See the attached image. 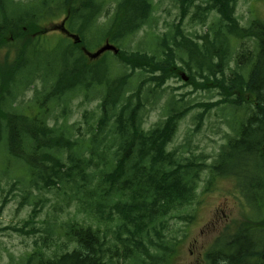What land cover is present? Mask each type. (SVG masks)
Masks as SVG:
<instances>
[{
	"label": "trees",
	"instance_id": "1",
	"mask_svg": "<svg viewBox=\"0 0 264 264\" xmlns=\"http://www.w3.org/2000/svg\"><path fill=\"white\" fill-rule=\"evenodd\" d=\"M7 1L0 0V48L11 40L21 48L0 62V147L16 173L28 172L18 211L25 206H32V210L20 225L1 227L0 233H42L21 264H160L152 249L164 247L166 224L162 219L196 200L201 174L206 170L212 176L234 178L264 213L263 20L242 26L236 15L238 0H176L180 9L179 22L174 25L177 47L166 35L160 37L156 42L160 58L152 53L155 45L146 39L132 51L122 46L144 26L152 21L155 24L154 0H119L112 12L103 0H33L35 6L24 11L18 9L23 0H10L12 9ZM48 3L60 6L48 23L63 16L70 31L81 36V43L64 36L53 49L44 47L42 41L54 31L46 27ZM192 7L193 19L201 23L211 14L218 15L207 32L194 37L183 28ZM101 15L107 21L99 25ZM96 29L104 36L101 46L109 40L119 47L114 59L106 58L107 52L94 60L84 53L86 39L98 37ZM240 40L251 44L238 46ZM40 54L57 57L59 66L43 74ZM116 59L124 67L114 68L110 62ZM182 72L188 80L177 89L192 86L216 99L185 105L174 97L166 117L145 131L144 86L150 94L155 93L172 78L182 80ZM135 78L140 83L131 87ZM37 81H41V89ZM32 86L36 92L31 110L36 112L30 115L20 97ZM79 92L88 99L93 95L100 98V114L94 122L84 117L89 138L76 136L74 125L67 123L72 97L68 98ZM60 103L65 104L61 107L63 125L57 126L58 121L47 124L48 115ZM193 109H199L195 131L202 129L213 109L231 118L243 112L241 124L226 137L212 164L207 163L205 154L182 157L179 147L169 148L180 121ZM228 109L234 110L232 114ZM233 123L231 119L230 125ZM17 163L25 167L17 168ZM9 170L7 166L6 174ZM16 186L13 183L7 191L1 190L0 225ZM52 189L66 190L64 201L78 206L77 212L84 217L67 222L63 233L52 220L44 229L37 227L48 200L43 193ZM70 189L72 193L66 198ZM111 220L119 227L113 236L108 234ZM103 222L105 229L100 228ZM233 226H227L216 240L208 254L209 262L264 264V217L246 218ZM149 229L155 231L158 240L147 245L144 238ZM62 235L66 241L60 243ZM249 235H256L254 243Z\"/></svg>",
	"mask_w": 264,
	"mask_h": 264
},
{
	"label": "rangeland",
	"instance_id": "2",
	"mask_svg": "<svg viewBox=\"0 0 264 264\" xmlns=\"http://www.w3.org/2000/svg\"><path fill=\"white\" fill-rule=\"evenodd\" d=\"M39 1L43 2L44 0ZM118 1L119 0H103L104 6L111 9V12L118 5ZM154 2L156 5V10L154 12L155 24L152 25V27L148 25L145 26L135 36L128 38L127 41L122 44L126 50L132 51V48H138L145 39L154 44L151 38L155 39L156 34L161 38L166 35L165 38L169 43L173 47H177L174 40V25L178 24L180 17L178 3L176 0H154ZM35 4L33 0H23L18 9L24 11L34 7ZM7 6L10 9L14 8L10 0L7 1ZM194 10L195 7H192L183 25L185 33L192 37L197 33L203 34L208 31V28H210L218 18L217 14H211L206 23H201L193 19L192 15ZM59 11L60 6L48 3L46 15L49 20L47 23L50 22L52 20L51 18H54ZM236 15L240 18L241 24L246 26L255 17L264 19V0H239ZM62 20L63 16H60L53 22L47 24L46 27L50 29L53 24H60ZM106 21L107 18L104 15L98 18L99 25L105 24ZM96 30L98 33L97 38H92L91 40L86 39V47L90 51L99 49L101 46L100 44L104 41L101 30ZM73 31L77 32V30ZM148 36L151 38H147ZM46 38L47 40H43L42 43L47 50H51L58 40L65 37L61 32L54 30L49 32ZM240 41H238V46H248L251 44L250 41ZM20 48V43H15L11 40L7 46L0 48V62H3L6 55L14 56L16 54V49ZM152 53L157 54L160 58L162 57L158 51V44L153 47ZM105 57L111 59L115 58L114 54L111 52H107ZM40 59L43 61L44 65L42 68L43 74H50L59 66L57 57H49L45 54H40ZM110 63L114 68L120 69L124 67L117 59ZM23 80L27 81V77H24ZM138 83V79L135 78L131 87L137 86ZM181 85L182 82L174 78L162 89L152 94L147 91L148 86H144L141 96L144 103L143 116L146 128L152 127L155 123L166 117L170 109V104L174 101V97L178 101V104L185 103V105L216 99V97H211V93L201 89L195 90L192 86L177 89L181 87ZM37 86L39 89L42 88L41 81H37ZM35 92V87L32 86L20 97V102L23 103L24 108H29L30 112L26 111L30 113V115L36 112L34 109L31 110L34 106ZM75 93L70 94L68 98L70 99L72 97L68 102L70 113L67 116V123L69 125H74L73 132L76 136L84 135L86 138H89L90 133L87 130L88 125L84 117L87 115L94 122L96 117L100 114L98 110L100 98L93 95L88 99L81 92L76 95ZM63 105L65 104L60 103L58 107L48 115L46 119L47 124L54 125L56 121H58L59 125L57 126L63 125L65 121L61 108ZM14 106H16V104ZM229 110L231 112L234 111L232 109ZM198 111L199 109L191 110L179 123V131L174 141L169 145V148L172 149L175 146L179 147L182 157H190L192 154H205L208 156L206 160L207 163L212 164L214 158L220 151V147L226 143V137L233 134L234 127L230 125L231 119L234 122L233 124L238 126L241 124L240 120L243 118V113L242 111H238L235 113V117L231 118V116L222 112L220 109H213L207 116L202 129L200 131H195V115ZM88 112H94L95 115H89ZM0 149L3 148L0 147ZM7 158L8 155L3 149V154L0 157V195L3 194L1 191L2 188L7 191L13 183H16L17 186L5 209L0 228L9 225H20L32 210V206H25L18 211L19 203L22 198L21 196L25 189V180L29 178V174L26 171L16 173L9 164L10 161L7 162ZM7 166L10 169L8 174H6L5 171ZM15 166L17 168L25 167L24 164L21 165L20 163H17ZM10 177L11 179H8ZM236 183L239 182H235L234 178L219 175L212 176L209 170L201 174L196 200L190 205L173 211L171 215L162 219L166 224L162 241L164 247L157 252L152 249L157 253L158 257L161 258L162 262L160 264H203L201 253H205V251L212 246L214 239L221 233L226 224L230 223L232 220H241L244 218L240 217L243 213L242 209H240L242 207L246 206V215L264 217L262 211L256 212L253 210L255 208V202L251 207L245 194H243V199H235V196H239V194H237L239 188L236 187ZM44 192L43 196L48 200L39 217V222L37 224L38 228L44 229L46 227V222L52 220L58 225L59 232L63 233L62 226H65L67 222L84 218L82 214L77 212L78 206H71V203L68 204L64 201L62 194L63 192H67L66 190L59 191L57 189H52L51 191ZM70 193H72L71 189L66 193L65 197L67 198V195H70ZM34 194L36 195L37 192L34 191ZM111 199L113 200V198ZM92 223L96 225L95 221H92ZM107 224H109L110 230L108 234L111 236L115 235L119 230L117 223L111 220ZM105 225L106 223L103 222L100 228L105 229ZM41 235L42 233H37L27 236L13 231L0 233V264H21L25 256L33 251L34 241L39 239ZM123 235H125V232H123ZM106 239L110 241L111 238L107 236ZM151 240H158L153 229H149L147 236L144 238L147 245L151 244ZM65 241L66 237L62 235L59 242L62 243ZM113 241L115 240H111V242Z\"/></svg>",
	"mask_w": 264,
	"mask_h": 264
},
{
	"label": "water",
	"instance_id": "3",
	"mask_svg": "<svg viewBox=\"0 0 264 264\" xmlns=\"http://www.w3.org/2000/svg\"><path fill=\"white\" fill-rule=\"evenodd\" d=\"M59 30H61L62 32H67V29L65 27V22H62L58 27ZM70 37L73 38V40L76 43H79L82 41L81 37L79 35H75V34H70ZM111 50L114 53H118L119 49L110 44L108 41L106 42V44L104 46H102L99 50H97L96 52H90L87 49L84 48L85 53L91 58V59H97L101 54H103L105 51ZM184 79H187L184 76Z\"/></svg>",
	"mask_w": 264,
	"mask_h": 264
}]
</instances>
